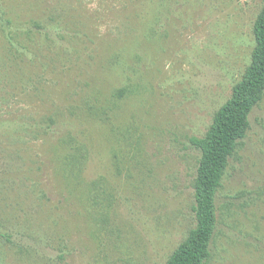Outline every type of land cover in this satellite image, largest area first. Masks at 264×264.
Segmentation results:
<instances>
[{
    "label": "rangeland",
    "instance_id": "374dc122",
    "mask_svg": "<svg viewBox=\"0 0 264 264\" xmlns=\"http://www.w3.org/2000/svg\"><path fill=\"white\" fill-rule=\"evenodd\" d=\"M262 0H0V264H165ZM206 264H264V95Z\"/></svg>",
    "mask_w": 264,
    "mask_h": 264
},
{
    "label": "trees",
    "instance_id": "16d2710c",
    "mask_svg": "<svg viewBox=\"0 0 264 264\" xmlns=\"http://www.w3.org/2000/svg\"><path fill=\"white\" fill-rule=\"evenodd\" d=\"M253 24L254 46L249 65L232 94L215 112L202 137L190 142L199 150L194 177L195 226L165 264H206L216 228L215 197L229 159L249 128V115L264 95V0Z\"/></svg>",
    "mask_w": 264,
    "mask_h": 264
}]
</instances>
